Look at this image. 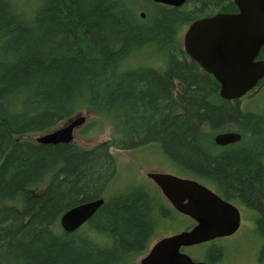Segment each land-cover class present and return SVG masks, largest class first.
<instances>
[{
    "label": "trees",
    "instance_id": "16d2710c",
    "mask_svg": "<svg viewBox=\"0 0 264 264\" xmlns=\"http://www.w3.org/2000/svg\"><path fill=\"white\" fill-rule=\"evenodd\" d=\"M148 1L153 11L135 0H0V264H134L147 252L166 210L141 183L108 195L112 148L159 145L180 173L258 210L264 238V116L223 100L177 38L191 21L236 6ZM82 111L97 117L82 134L108 121L113 137L92 150L23 138ZM230 125L253 140L215 155L214 134ZM99 197L86 228L62 229L64 213Z\"/></svg>",
    "mask_w": 264,
    "mask_h": 264
},
{
    "label": "water",
    "instance_id": "95a60500",
    "mask_svg": "<svg viewBox=\"0 0 264 264\" xmlns=\"http://www.w3.org/2000/svg\"><path fill=\"white\" fill-rule=\"evenodd\" d=\"M155 3L182 7L187 0H152ZM237 15L219 14L194 22L185 35L187 55L220 85L224 100H238L254 89L264 77V62H256L264 45V0H232ZM144 17V14H142ZM86 121L84 116L36 138L43 145L72 144L74 132ZM240 135L226 133L216 137L219 145H228ZM164 196L179 212L197 225L157 242L139 264H205L194 262L182 248L208 243L235 234L240 228L237 208L224 202L199 183L169 174H149ZM105 203L103 199L80 204L60 218L62 229L73 233L87 223Z\"/></svg>",
    "mask_w": 264,
    "mask_h": 264
},
{
    "label": "flooded vegetation",
    "instance_id": "af4514ba",
    "mask_svg": "<svg viewBox=\"0 0 264 264\" xmlns=\"http://www.w3.org/2000/svg\"><path fill=\"white\" fill-rule=\"evenodd\" d=\"M234 5H235V3H234ZM239 13H240V11L238 10L237 7L235 9H233V10L209 12L208 14H206L204 16H201V17H199V18L191 21L190 23L182 26L179 29L178 33H177V35H178L177 36L178 41H179L180 44H183V46H184V44H185V41H184L185 40V35H186L189 27L194 22H196V21H198L200 19L211 18V17H214V16L219 15V14L237 15ZM142 14H144V13H140L141 18L145 19V17H146L145 14H144V17L142 16ZM255 61L256 62H264V45L260 49V51L258 53V56L256 57ZM207 74L208 75H211L215 79V77L212 74H209V73H207ZM215 81H216V79H215ZM218 88H219V93H220V85H219V83H218ZM252 95H253V98L251 99V102L252 103L254 102V105H253V107L251 109V107L248 106V104L247 105H243V104H244L245 98L250 97V96L252 97ZM219 96H220V94H219ZM225 101L229 102V104H236V105H238L240 111L243 114H254L256 116H264V77L257 84V86L254 89H252L250 92H248L242 98H240L238 100H230V101L225 100ZM82 116H84V115L81 112H79L73 118L69 119L67 122L62 123L60 126H58L57 128H55L53 130L59 129V128L65 126L70 120H72V119H74L76 117H82ZM84 117L86 118L85 123L81 127H78L75 130V132H74V141L72 143L73 145L74 144L76 145L75 141L78 138V134H82V132L89 125V122L90 121L88 120V118L86 117V115ZM226 133H235V134H238V135H240V139L238 141L233 142V143H230L228 145H219V144H217L216 143V137L219 136V135L226 134ZM108 140H110V139H108ZM252 140H253L252 137L249 136V135H244V133L241 132V130H240L239 127H237L236 125H230L229 127L224 128L221 131H218V132H216L214 134L213 142H214V145H215V147L217 148V151H218V153H216L215 155H220L225 150L231 149L233 147H237L239 144H242V143L246 145V143L252 142ZM107 141H105V142H107ZM105 142L97 143L92 148H88L87 150L96 149L100 145L104 144ZM66 145H68V144H66ZM45 146H56V145H45ZM77 146H79V145H77ZM81 148L86 149L85 147H81ZM134 150H136V149H134ZM113 151H114V149L112 148L111 149V152L113 153ZM128 151H131V150H128ZM261 160H262L261 164H262L263 170H264V152L262 154ZM116 172H117L116 173V177H117V175H118V168L116 169ZM174 172H176V174L162 173V172H149V173H147L146 182L141 183V185L143 187H145V188H147V189H149L151 191L152 196L155 198L154 200H156L155 202H156L157 207H159V206L162 205V206H164V209L166 210V215H163V217L161 218V221H160L161 222V225L164 224V223H167L168 225H170L173 221H176L177 220V215L178 214L188 217L189 220L191 221L190 225L187 226L183 231L191 230L192 228H194V226L197 225V223L191 217H189V216H187V215L179 212L178 210H176L172 206V204L170 203V201H168V199L164 196V194H163L162 190L160 189V187L155 183L154 180H152L149 177V174H169V175H172V176L181 178V179L195 181V182L199 183L200 185H202L203 187L207 188L208 190L212 191L215 195H217L224 202H226L228 204H231L232 206H234L235 208H237L238 211H239V213H240V228H239V230L235 234H233L231 236L223 237V238H217V239H214V240H212V241H210L208 243H204V244H200V245H196V246H192V247H187V248H182L181 249V252L184 253V254H186V255H188L189 257H191L194 262H202V263H205V264H221L224 261L225 255H226L225 254V251H224V246L221 245V242L224 241V240H229V239L235 238V236L242 230V228H243L244 225H247L246 226V230L248 232L251 231L250 233H252V232L258 233V224H259V221H260V219L262 217V214L258 210L254 209V208H251L248 204H246L241 198H239L237 196H233L232 197V196L225 195L224 192L222 191V189L220 188V186L216 182H214L213 180H210V179H202V178H199L200 176H198V175H184V174L180 173L176 169H175ZM110 180H109L110 182L108 181L106 183V185H105V191H112V188L115 187L112 184V182H113L112 181V177L110 178ZM125 187H123V188H125ZM98 199H103L105 201V198H100L99 197L96 200H98ZM92 201H94V200H92ZM89 202H91V201H89ZM84 203H87V202H84ZM89 223H90V220L87 223H85L80 229L86 228ZM179 233H181V232H179ZM179 233H169L166 236H164L163 238H161L159 241H161V240H163L165 238L172 237V236H174L176 234H179ZM256 236L259 237V240L261 241V246H260L261 247L260 248V251H261L262 248H263V246H264V238L261 235L258 236L256 234ZM196 247H204L203 252H205V256L200 255V256L195 257V256H193V254L188 253L186 251L187 249H192V248H196ZM215 248L216 249H219L221 251L220 252L221 253V257L216 262H212L211 260L208 259V252L211 249H215ZM151 249H152V247H150V249L147 250L148 252H146V254H144V257H146L149 254V252L151 251ZM257 260L258 261H261L262 260L261 254L259 256V259L257 258Z\"/></svg>",
    "mask_w": 264,
    "mask_h": 264
},
{
    "label": "rangeland",
    "instance_id": "374dc122",
    "mask_svg": "<svg viewBox=\"0 0 264 264\" xmlns=\"http://www.w3.org/2000/svg\"><path fill=\"white\" fill-rule=\"evenodd\" d=\"M134 5L137 8L147 6L150 11H153V6L149 4L148 0H135ZM140 13L141 11H138L139 15ZM181 45L183 46V44ZM252 98L253 95L252 97L250 96L245 98L243 105L248 104V106H250L252 109L254 105V102H251ZM81 113L84 116L86 115L90 122H93V120L97 119L96 116L87 111H82ZM99 127L100 129L87 132L85 134H78V138L75 141L76 145L88 149L92 148L97 143L105 142L113 137L114 131L108 121L105 124L102 123ZM39 136L40 135H32L25 136L23 138L36 142V138ZM113 153L117 159L118 175L112 182L115 187L112 188V191L108 192V195L113 191H120L124 189L123 187L125 186L134 183L139 184L146 182L147 173L149 172L176 174V172H174L176 168L163 154L159 145H151L147 148L131 151L114 149ZM190 223L191 221L188 217L178 214L177 220L173 221L170 225L167 223L162 224L158 233L152 239L149 249L167 234L182 232L187 226L190 225ZM246 226L247 225L243 226L242 230L235 236V238L221 242V245L224 246V251L226 254L225 259L221 264H264V259L261 261L257 260L261 254V241L259 240V237L256 236V234L258 236H260V234L259 232H248L246 230ZM203 250L204 247H196L187 249L186 251L197 257L200 255L205 256V252H203ZM143 257L144 255L139 256L137 260H135L134 264H139Z\"/></svg>",
    "mask_w": 264,
    "mask_h": 264
}]
</instances>
